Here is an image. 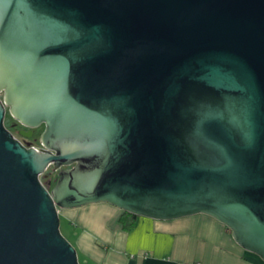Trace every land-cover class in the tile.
I'll return each mask as SVG.
<instances>
[{"label": "water", "instance_id": "95a60500", "mask_svg": "<svg viewBox=\"0 0 264 264\" xmlns=\"http://www.w3.org/2000/svg\"><path fill=\"white\" fill-rule=\"evenodd\" d=\"M1 90L0 264H80L58 209L95 201L264 258V0H0Z\"/></svg>", "mask_w": 264, "mask_h": 264}, {"label": "crops", "instance_id": "0c3cea01", "mask_svg": "<svg viewBox=\"0 0 264 264\" xmlns=\"http://www.w3.org/2000/svg\"><path fill=\"white\" fill-rule=\"evenodd\" d=\"M107 201L59 208L73 220L72 243L86 264H264L216 218L195 213L171 219L139 215L131 229ZM66 214V215H65Z\"/></svg>", "mask_w": 264, "mask_h": 264}, {"label": "rangeland", "instance_id": "374dc122", "mask_svg": "<svg viewBox=\"0 0 264 264\" xmlns=\"http://www.w3.org/2000/svg\"><path fill=\"white\" fill-rule=\"evenodd\" d=\"M0 97L3 98V91H0ZM15 121V118L12 116V114L9 111V107L8 105H5V113H4V117H3V124L5 125L6 128H8L11 133H13V135L17 136L18 138H22L16 131L15 127H12L13 122ZM42 127H37L33 133L32 137H26L28 141H30V144H39L40 143V133L42 131ZM24 143H26L23 139H21ZM47 173V170L42 173L40 175V179L44 184H48V178H46L45 176ZM57 176V175H56ZM53 177L51 176L50 179H52ZM56 178V177H55ZM55 180V179H54ZM54 183V181H53ZM66 215V214H65ZM73 220L70 217H66L64 216V214H59V229L61 231V233L71 242L73 243V236H72V232H74V226H73ZM77 252V257H78V261L80 264H86L82 261V255L80 252Z\"/></svg>", "mask_w": 264, "mask_h": 264}, {"label": "flooded vegetation", "instance_id": "af4514ba", "mask_svg": "<svg viewBox=\"0 0 264 264\" xmlns=\"http://www.w3.org/2000/svg\"><path fill=\"white\" fill-rule=\"evenodd\" d=\"M12 127H15L16 128L17 133L22 137L21 139H23L26 142V143H24L20 138H18L17 136L14 135L21 143H23L25 145H28V146L29 145H34V146H40L41 145L40 143L37 144V145L30 144V141H28L26 137H32L33 136V133H34V131H35V129L37 127H42V129H43V124H41V125H39L37 127H31L30 128V127L22 124L21 122H19L17 119H15V121L13 122ZM50 170H51V166L48 167L47 173H46L47 176H45V177L48 178V180H50V178L52 176L53 177L52 179L54 180L55 177H56V174H57V170L54 171V172L53 171L50 172Z\"/></svg>", "mask_w": 264, "mask_h": 264}, {"label": "trees", "instance_id": "16d2710c", "mask_svg": "<svg viewBox=\"0 0 264 264\" xmlns=\"http://www.w3.org/2000/svg\"><path fill=\"white\" fill-rule=\"evenodd\" d=\"M139 215L123 210L120 215V222L124 229H131L137 220Z\"/></svg>", "mask_w": 264, "mask_h": 264}]
</instances>
